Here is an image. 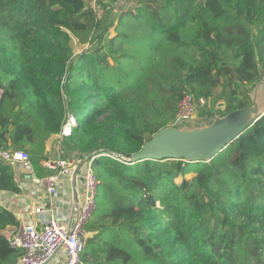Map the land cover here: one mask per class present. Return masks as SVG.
<instances>
[{
    "label": "trees",
    "instance_id": "16d2710c",
    "mask_svg": "<svg viewBox=\"0 0 264 264\" xmlns=\"http://www.w3.org/2000/svg\"><path fill=\"white\" fill-rule=\"evenodd\" d=\"M94 2L0 0V151L27 149L45 177L47 141L75 119L63 149L93 154L100 181L80 264H264V115L209 161L131 159L185 92L224 87L207 125L253 103L264 0H135L112 21ZM0 190L20 192L1 156ZM18 225L0 206V264L24 254L4 233Z\"/></svg>",
    "mask_w": 264,
    "mask_h": 264
},
{
    "label": "built area",
    "instance_id": "2783aa9c",
    "mask_svg": "<svg viewBox=\"0 0 264 264\" xmlns=\"http://www.w3.org/2000/svg\"><path fill=\"white\" fill-rule=\"evenodd\" d=\"M195 115L194 97L192 93L185 92L178 102L177 112L170 126L186 127L194 120ZM74 123L75 119L71 116L63 125L62 131L58 134L60 145L64 137L71 133ZM108 155L120 162L127 160L117 153ZM0 156L5 161L32 167L30 156L24 150L0 151ZM93 162V154L66 156L59 152L55 160L45 162L47 168L56 170L54 173L46 177L33 175L31 180L34 187H43L52 200L49 209L44 204L31 209V215L45 214L42 220L26 219L5 233L12 247L24 251L15 264H44L60 249L65 250V264H80L88 236L85 226L96 209L100 185ZM64 177L73 181L74 199L70 200L68 209L55 212L56 200L60 196Z\"/></svg>",
    "mask_w": 264,
    "mask_h": 264
},
{
    "label": "water",
    "instance_id": "95a60500",
    "mask_svg": "<svg viewBox=\"0 0 264 264\" xmlns=\"http://www.w3.org/2000/svg\"><path fill=\"white\" fill-rule=\"evenodd\" d=\"M259 85L254 91L251 105L218 116L209 125L194 128L168 126L160 129L133 155L132 162L149 159H180L188 162L211 160L264 115L257 101Z\"/></svg>",
    "mask_w": 264,
    "mask_h": 264
},
{
    "label": "crops",
    "instance_id": "0c3cea01",
    "mask_svg": "<svg viewBox=\"0 0 264 264\" xmlns=\"http://www.w3.org/2000/svg\"><path fill=\"white\" fill-rule=\"evenodd\" d=\"M120 2L121 6H132L135 0H117ZM116 2V5L118 4ZM119 8L116 10V14L118 13ZM116 18V17H114ZM110 32L113 33V29L111 28ZM260 84V85H259ZM258 87V94H257V101L259 103V106L261 110H264V80L260 81L254 88H253V95L256 87ZM261 99V101L259 100ZM253 101V99H252ZM261 103H263L261 105ZM63 143V142H62ZM59 152H62L64 155H66L67 150L63 149V144H59V136L58 134L53 135L49 138L46 144V153L48 155V158L51 160H55L59 156ZM69 154V153H68ZM72 155H75L72 154ZM77 155V154H76ZM70 156V155H68ZM45 162L47 160H44L42 162V165L45 170L48 172H51L49 175L54 173L56 170L53 168H47L45 166ZM13 169L16 177V181L19 184L20 192L15 193L12 191H3L0 190V206L9 209L12 211L15 216L20 220V223L25 221L26 219H34L37 218L38 220H42L43 217H45V214H37V215H31L30 211L33 207L39 206L44 204L46 208H50V201L52 200L50 196L46 193V191L43 189V187H34L32 184L31 178L33 175H37L35 169L32 167H24L23 165L19 163H13ZM46 175V176H49ZM45 176V177H46ZM39 177V176H38ZM81 183V181L79 182ZM68 185V187H67ZM73 181L67 177H64V183L62 190L60 192L59 198L56 200L57 206L54 208V211L59 212V210L68 209L70 204V200H73ZM63 200L61 203L60 200ZM12 229L11 227H8L4 233H7ZM47 264H65V250L60 249L58 250L55 255L51 258V260Z\"/></svg>",
    "mask_w": 264,
    "mask_h": 264
},
{
    "label": "rangeland",
    "instance_id": "374dc122",
    "mask_svg": "<svg viewBox=\"0 0 264 264\" xmlns=\"http://www.w3.org/2000/svg\"><path fill=\"white\" fill-rule=\"evenodd\" d=\"M102 1L103 3V6L101 7V9L99 10V12L102 14V13H105V15H107V19H109V21H112L114 20L116 17V10L118 8H120L121 4L120 2H118L117 0H99L98 2V5H100V2ZM116 2H118V4L116 5ZM93 4H95L94 0H93ZM112 32H109V34H111ZM97 35V32L94 33V38L96 37ZM93 38V39H94ZM86 47V46H85ZM87 47H89L87 45ZM83 46L82 47H78L76 46V49L75 51L77 53H79L80 51L83 50ZM264 89V87H262ZM224 87L220 86L219 88H217L213 94V96L209 99H202L200 101V103H197L196 104V115H195V118L194 120L187 124V128H194V127H202V126H206L209 119L211 117H208L207 115H201L200 113V110L203 109V110H210V111H213L214 109L218 108V109H221V111L224 110L225 108V105H226V97H224ZM261 101V99H259ZM263 103H261L262 105ZM24 151H26L28 154H29V151L27 149H25ZM74 153H69L68 152L66 153V155H72ZM30 156V155H29ZM48 160H51V159H48ZM68 187V185H67ZM88 236H89V233H88Z\"/></svg>",
    "mask_w": 264,
    "mask_h": 264
}]
</instances>
